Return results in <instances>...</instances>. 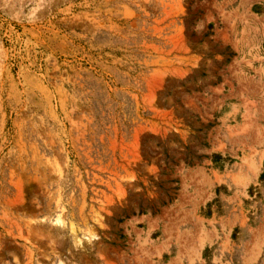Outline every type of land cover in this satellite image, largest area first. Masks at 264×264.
I'll return each instance as SVG.
<instances>
[{"label":"rangeland","instance_id":"1","mask_svg":"<svg viewBox=\"0 0 264 264\" xmlns=\"http://www.w3.org/2000/svg\"><path fill=\"white\" fill-rule=\"evenodd\" d=\"M0 264H264V0H0Z\"/></svg>","mask_w":264,"mask_h":264},{"label":"trees","instance_id":"2","mask_svg":"<svg viewBox=\"0 0 264 264\" xmlns=\"http://www.w3.org/2000/svg\"><path fill=\"white\" fill-rule=\"evenodd\" d=\"M211 27V25H209ZM204 147L206 148V144H204ZM163 163H164V166L166 169H168V172L167 171H161V175L162 176H165L167 174H170L172 173L171 171V166L172 164L174 163L172 158L167 155L165 152L163 154ZM202 159H210L212 164L215 166V167H220L221 170H222V166H223V163L225 162H231L230 160H228V158L224 159V158H221L219 155L217 154H213L211 156V158H208L207 156H193V157H190V156H184L183 158V163L187 166V167H190V166H193L194 162H198L200 163ZM263 178V174L260 176V179ZM262 180V179H261ZM167 184H170V185H173L175 184L174 187H171L169 190H166L165 192H163V195L165 197V200L160 202V207H165V206H169L173 203V201L175 200V196H176V192L178 190L177 188V184H178V181L177 180H170V181H167ZM159 189H161L160 187H158ZM148 209L151 211L152 214H158V209L155 207V206H150L148 208H145L143 210L140 211L141 214H145L146 211H148ZM121 240L124 239L123 236H120L119 237ZM124 241V240H123Z\"/></svg>","mask_w":264,"mask_h":264}]
</instances>
